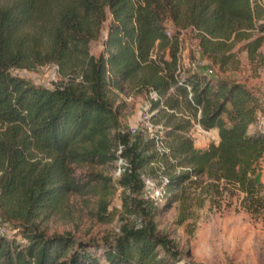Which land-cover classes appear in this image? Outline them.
I'll use <instances>...</instances> for the list:
<instances>
[{
  "label": "trees",
  "instance_id": "trees-1",
  "mask_svg": "<svg viewBox=\"0 0 264 264\" xmlns=\"http://www.w3.org/2000/svg\"><path fill=\"white\" fill-rule=\"evenodd\" d=\"M106 11L103 48L93 55L89 41ZM263 12L264 0H0V217L18 222L15 235L24 239L0 232V264H172L157 259L156 244L171 250L150 220L141 227L122 225L99 254L69 232L39 230L34 218L81 187L69 162L123 156L128 164L117 182L133 192L142 187L143 165L168 161L186 167L168 185L205 172L215 187L221 181L240 190L247 212H264V182L258 178L264 126L249 130L261 114L254 96L241 82L195 70L179 77L178 36L179 27L189 25L200 52L210 58L227 47L225 40L247 38L255 26L264 29ZM164 19L173 26L169 34ZM263 37L250 38L247 50L254 51ZM47 62L63 76L51 87L9 69ZM75 66L76 74L65 71ZM128 79L156 92L148 111L168 109L166 150L146 153V140L121 129L107 91ZM181 107L194 117L197 111V122L216 132V142L195 147L180 132L190 125L189 117L174 114ZM91 177L109 180L100 173ZM129 198L143 209L142 199Z\"/></svg>",
  "mask_w": 264,
  "mask_h": 264
},
{
  "label": "rangeland",
  "instance_id": "rangeland-1",
  "mask_svg": "<svg viewBox=\"0 0 264 264\" xmlns=\"http://www.w3.org/2000/svg\"><path fill=\"white\" fill-rule=\"evenodd\" d=\"M108 17L106 11L100 32L89 41L88 49L93 55H97L103 48ZM260 20H264V12ZM163 22L166 30L171 32L173 26L170 21L164 19ZM247 33V38L225 40L227 47L209 58L200 52L195 30L189 25L180 26V72L184 74L185 70H195L214 79L241 82L252 92L262 114L264 37L252 52L247 50L246 42L258 34L264 36V29L260 31L255 26L248 29ZM9 69L13 74L47 87L63 77L52 62L30 68L12 66ZM76 70L77 66L65 71L76 74ZM107 97L118 114L121 129L129 130V126L133 125V134L137 133L143 141L146 140V153L154 151V146L148 140L150 136L161 135L164 144L169 140L164 135L168 109H153L149 112L147 92L140 90L134 79L125 80L121 88L108 89ZM174 114L182 118L189 117L190 125L180 132L189 135L195 147L202 148L208 142H216L217 135L213 129L194 126L197 111L194 117L191 110L181 107ZM262 125L264 122L257 119L249 126V130ZM115 167L113 161L69 162V168L81 187L68 192L55 207L40 212L34 218L38 229L47 235L69 232L75 239L89 243L94 252L99 254L102 244L113 243L122 225L141 227L150 220L154 224V233L171 250L169 253L160 244H156L157 259L164 258L172 264H264V212H247L240 203V190L221 181L215 187L203 172L191 175L176 187L167 184L162 199H150L142 187L133 192L123 188L117 182ZM182 170L183 165H171L167 161L160 166L155 162L146 163L139 171L141 181L147 177L158 182L159 172L169 178ZM92 173H100L109 177V180L92 178ZM258 178L264 182V156L260 160ZM131 196L142 199L143 209L134 204L129 198ZM17 224L15 220L7 221L0 217V232L7 236L15 235ZM15 236L19 241H24L20 235Z\"/></svg>",
  "mask_w": 264,
  "mask_h": 264
},
{
  "label": "built area",
  "instance_id": "built-area-1",
  "mask_svg": "<svg viewBox=\"0 0 264 264\" xmlns=\"http://www.w3.org/2000/svg\"><path fill=\"white\" fill-rule=\"evenodd\" d=\"M166 33L169 34V31L166 30ZM182 75L183 74L179 71V77H181ZM156 96L157 94L154 90L150 89L149 91H147L148 98H155ZM187 97L190 98V91L187 92ZM258 120L260 122H264V113L258 116ZM194 126H197L198 128H200V125L197 122V120H196V123H194ZM128 131L130 134H132L135 131V127L133 125H130ZM150 137L154 141L155 150L157 151L166 150L165 144L161 141V137H162L161 135H155V136H150ZM119 150H120V145L118 144V148L116 151L118 152ZM112 161L116 163L114 172L117 175V179H118V177L120 176L121 172L124 170L128 162H127V159L123 156H117ZM183 168H186V167L183 166ZM157 181L158 182H154L150 178H147V177H144L142 179V182H143L142 189L147 194V196L150 197V199L160 200L166 194V191H167L166 188H167V184L169 181L168 176L159 172L157 175Z\"/></svg>",
  "mask_w": 264,
  "mask_h": 264
}]
</instances>
